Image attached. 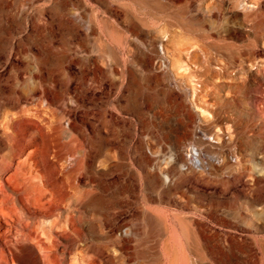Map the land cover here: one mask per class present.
Here are the masks:
<instances>
[{
	"label": "rangeland",
	"instance_id": "rangeland-1",
	"mask_svg": "<svg viewBox=\"0 0 264 264\" xmlns=\"http://www.w3.org/2000/svg\"><path fill=\"white\" fill-rule=\"evenodd\" d=\"M12 118L71 235L51 262L264 264V0H0V161Z\"/></svg>",
	"mask_w": 264,
	"mask_h": 264
},
{
	"label": "bare ground",
	"instance_id": "bare-ground-1",
	"mask_svg": "<svg viewBox=\"0 0 264 264\" xmlns=\"http://www.w3.org/2000/svg\"><path fill=\"white\" fill-rule=\"evenodd\" d=\"M207 22L209 24L213 23L211 19L207 20ZM200 111L204 113V111ZM17 122V120H13L12 118L11 126H13L14 136L8 135L6 142L2 143L6 153L4 154L2 161H0V203L2 205L7 203L10 204L11 209L6 211L2 206L0 207V214L8 219L4 222L6 228H0V264H39V259L35 254L36 251L41 254L44 264H55L49 260L48 252L52 246L49 244L48 240L50 239V241H55L56 239H53V235L55 234L56 236L58 235L64 238L66 242L69 243L71 235L66 228L58 227L57 221L49 222L43 221L42 219L45 217H53L54 213L59 209V207L56 203V206L54 205L55 200L53 195L48 194L46 190H42V188H40V186L36 183V180L39 179L40 174L42 175V171L44 170V168L42 170V167L39 165L40 159L37 156L38 153H36V149L39 147L37 131H31L26 135L25 133H22L18 130ZM72 145L73 144H71L70 149L73 148ZM65 149L67 150V148ZM5 159L7 160L6 162ZM50 168L54 169V167ZM48 171L49 174L53 173L52 169ZM43 175H46V173ZM69 175H67V181H70ZM42 177L43 176H41V179ZM53 183L56 182L53 181ZM48 188L47 190H50ZM52 191L51 194L53 193ZM47 194L49 198L47 197ZM70 194L71 193L68 192H62V196L61 194L60 196L63 200H65V202H67L69 199H71ZM59 202L60 201H58V203ZM99 235L105 236L104 233L101 232ZM3 247H5L10 253V258L5 255ZM17 251H19V253L22 255L18 256L19 254L16 253ZM87 254L91 262L89 259H86L87 257H84L85 260H82V263L83 261L88 262L87 264H97L100 262L99 258L102 256V252L99 247L94 249L89 248ZM87 254L84 255L87 256ZM227 264H232L230 259L227 260Z\"/></svg>",
	"mask_w": 264,
	"mask_h": 264
},
{
	"label": "built area",
	"instance_id": "built-area-1",
	"mask_svg": "<svg viewBox=\"0 0 264 264\" xmlns=\"http://www.w3.org/2000/svg\"><path fill=\"white\" fill-rule=\"evenodd\" d=\"M199 133L200 129L197 128L195 137L189 142L184 151L185 166L192 171L206 173L208 167L211 166L208 160L217 161L221 158H226V156L222 157L220 154L213 153L209 156V159H207V156L203 153L202 148L198 144Z\"/></svg>",
	"mask_w": 264,
	"mask_h": 264
}]
</instances>
